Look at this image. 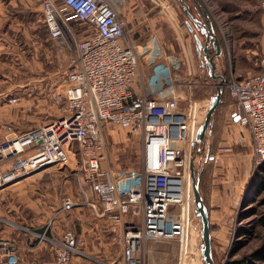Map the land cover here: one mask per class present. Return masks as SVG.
<instances>
[{
	"label": "built area",
	"instance_id": "2783aa9c",
	"mask_svg": "<svg viewBox=\"0 0 264 264\" xmlns=\"http://www.w3.org/2000/svg\"><path fill=\"white\" fill-rule=\"evenodd\" d=\"M121 1L42 0L49 34L57 45L69 49L71 63L48 93L57 108L54 118L20 132L6 125L0 138V191L37 171L65 166L78 194L61 197L43 228L0 218L19 235H0V264H83L79 259H91L82 234L71 227L54 231L62 214L77 207H88L97 218L112 221L123 264H145L148 240H177L187 250L195 210L191 148L202 106L192 96L180 105L179 86L188 87L191 80H180L175 57L154 66V60L164 55L161 43L153 38L150 44L136 43L119 14ZM260 8L264 13V0ZM72 20L86 24L81 38L71 27ZM222 32L227 35L226 25ZM147 63L153 64L148 82L143 66ZM136 78L139 91L133 84ZM224 86L235 104L237 121L250 133L260 165L264 162V58L260 72L243 78L231 72ZM111 127L140 138L138 165L108 163ZM203 147L198 148L201 155ZM22 247L46 248L51 258L29 259Z\"/></svg>",
	"mask_w": 264,
	"mask_h": 264
},
{
	"label": "rangeland",
	"instance_id": "374dc122",
	"mask_svg": "<svg viewBox=\"0 0 264 264\" xmlns=\"http://www.w3.org/2000/svg\"><path fill=\"white\" fill-rule=\"evenodd\" d=\"M199 2L211 18L221 40L224 54L218 60L219 72L224 75H231L233 72L235 76L240 77L260 72L264 58V13L260 8L261 0H199ZM142 5L156 7V11H162L161 7L165 9L169 5L175 12V22L179 21L180 27L177 25V31L180 30V34L171 27L164 32L161 40L159 35L161 26L159 27L158 21L153 33L150 32L151 39L161 44L169 42L170 47L178 53L182 45L179 42L181 35L184 42H190L194 48L196 66L200 69L194 72V77L188 79L191 80V85L179 86L180 93H183L180 105L182 107L186 105L189 96L199 101L202 106L198 122L200 126L217 91V80L208 74V67L205 64L204 70L201 69V63L198 61L201 57L197 55L198 46L196 47L194 33L200 34L201 40L203 34L200 30H190L186 25V19L189 17L179 0H142ZM161 13H156L155 17L162 19V23L166 19ZM32 23L37 24L41 42L37 49L28 46L25 41L26 35H23L25 33L20 32L18 37H21L24 43L19 49L23 48L25 51L21 55H14L18 69L23 71L26 68L24 66L26 61L29 62L33 74L41 73L48 67L56 69V79L61 78L71 63L69 49L57 45V41L51 38L47 26L46 28L43 26L45 21L42 12L33 15ZM225 25L226 36L222 32ZM71 27L79 34V38L83 36L82 32L85 29L83 24L72 20ZM137 34L140 35L141 32L137 31ZM133 38L135 40L137 36L134 35ZM201 59L204 60V57ZM25 94L19 95L23 97ZM49 102L52 103L51 100ZM234 105L231 96L228 94L222 96V101L211 120L210 131L207 130L205 136L203 154L206 161L198 175L202 195L210 212L213 259L215 264H227L249 256L259 264H264L262 256L264 225L260 223L264 215V190L257 192L259 165L254 158L252 145L249 143L240 145L233 137L236 133L239 136L243 135L241 134L243 132L239 133L241 130L238 122L234 120L236 116ZM52 109L54 118L57 115V108ZM107 141L110 155L108 163L118 167L138 165L141 144L138 136L119 127H111L107 132ZM198 148L199 144L192 145L193 157L197 156ZM198 163L197 158L195 168L200 167L201 164ZM49 169L39 178H28L1 190L0 218L43 228L59 206L61 197L78 194L77 183L67 167L53 166ZM193 225L186 251L182 250L177 240H148L144 248L145 264H204L202 221L196 208L193 213ZM67 227L81 233L86 240V251L91 259H85L84 263L123 264L120 248L115 239L107 234L105 227L90 208L77 207L70 213L62 214L54 231L60 232ZM14 230H16L14 227L0 220V234L12 236L16 234ZM102 231L105 235L100 237ZM38 250H26L25 256L29 259L39 257L41 254H38ZM253 255L260 256L258 258Z\"/></svg>",
	"mask_w": 264,
	"mask_h": 264
},
{
	"label": "crops",
	"instance_id": "0c3cea01",
	"mask_svg": "<svg viewBox=\"0 0 264 264\" xmlns=\"http://www.w3.org/2000/svg\"><path fill=\"white\" fill-rule=\"evenodd\" d=\"M185 1L189 4L190 10L193 15L196 17L200 16L201 19H203V12L199 9L195 0ZM197 1L199 2V0ZM117 8L119 10V14L125 20L126 27L129 29L132 37H134V35L137 36V38L135 39L136 43H141V41H143V43L150 44L152 42L151 37H149L151 36L150 32L153 33V31L155 30L154 26H156L155 24H157L158 21L160 24L159 27L161 26L159 28V35L161 40L163 38L164 32L166 30H169V28L171 27L175 29L176 33L180 32L179 29V31H177V25H179V21L177 20V22H175V12L173 8L171 9L168 5L165 7V9L161 7L160 9L162 11H156V7H144V5H142V0H122L121 2H117ZM37 12H42V0H0V138L3 137L6 133L7 124H12L17 132L24 131L31 127L51 120L53 116L52 108L56 109L54 104L49 102L51 99L49 100L48 96V91L51 89L54 83L60 80V78L56 79V69H48L47 67L43 72L33 74L31 71V67L29 66V62L25 61L24 66L26 68L23 71H20L18 69V65H16L17 63L14 60V55H21V53H24L25 51H23V48L22 50L19 49V47H22L24 43V40L21 37H18L20 32L25 33L23 35H26L25 41L28 46H33L37 49V46H39L41 42L39 41L38 29L36 27L37 24L32 23L33 15H35ZM156 13H161L165 17L166 21H163L161 23L162 19H160L159 17H155ZM209 20L210 22L212 21L210 17ZM43 26H45L46 28L45 24ZM137 31L141 32V34L138 35ZM194 34L196 36V33ZM201 34H203L202 40V36L200 34L197 36L201 40V45L204 46V44L206 43V35L204 33ZM179 36V42L182 44L180 52H175L172 47H170L169 42L161 44L164 49V55L162 58L154 60V66L158 62H165L168 64L175 57L177 60H179L180 63V80H188L194 77V72H198L200 68L198 69L196 66L197 59L194 57V48L192 47L191 43L184 42V38H182L181 35ZM196 44L197 47V40ZM215 52L216 49L213 47V44H209V53L213 55ZM223 54L224 51L222 53V56ZM202 56L204 57V60L201 59ZM198 57H201L200 59H198V61L199 63H201V69L204 70V64L206 65V67H208L206 54L202 52L201 56L198 55ZM219 58H221V56L215 58L217 74H221L219 72ZM147 64L148 65L143 64V66L145 68V78L148 82L150 80V74L153 70V64ZM207 69L208 74L210 75L209 67ZM25 74L27 75L24 76ZM249 75L251 74L242 77H240L239 75L237 77L243 78ZM133 84L135 89L139 91L141 87L139 78H136ZM21 93L23 95L25 93L26 94L22 97L19 95ZM42 94L44 96H42ZM12 97H19V99L17 101H11ZM235 117L234 120L238 122ZM237 125L241 130L239 131V133L243 132L241 133L243 135L239 136L236 133L237 135L235 134L233 136L235 138V142L243 146L247 143L252 145L251 136L248 129L242 126L240 122H238ZM208 130L210 131V128ZM205 145L206 143L204 142L202 147ZM203 148L205 149V147ZM200 158L201 162L198 164L201 165L200 167H196V170L198 172L201 171L200 168L206 161L204 158V154H202ZM49 170L50 169H43L37 171L32 175L28 176L27 178L22 179L21 181L32 177L34 179L39 178L40 176H42L43 173L48 172ZM97 220L103 224L107 234L113 236L111 228L112 221L105 218H97ZM104 235L105 232L102 231L100 232L99 236L102 237ZM22 251L24 254L26 253V250L23 247ZM37 252L39 255L41 254V256L36 258H51L48 249H43L40 251L38 250ZM79 261L83 264H87L84 263L83 259H79Z\"/></svg>",
	"mask_w": 264,
	"mask_h": 264
},
{
	"label": "water",
	"instance_id": "95a60500",
	"mask_svg": "<svg viewBox=\"0 0 264 264\" xmlns=\"http://www.w3.org/2000/svg\"><path fill=\"white\" fill-rule=\"evenodd\" d=\"M181 5L183 6V9L185 13L188 15L186 19V25L189 27L190 30H197L201 31L206 35V43L201 45V40L196 35V40L198 43V54L201 55L202 52L206 54L207 58V65L209 67V73L210 75L217 80V91L215 96L212 99V102L209 106L208 111L206 112L205 120L204 122L198 127L195 139L193 141V145L199 144L200 147H202L203 143L205 142V136L207 133V130L209 129L211 125V120L214 116V113L219 106V104L222 101V95L224 91V85H225V76L223 74H217L216 73V62L215 58L219 57L223 53L221 40L218 36V34L215 31L214 25L211 24L209 20L208 13L203 10L202 5L195 0L197 3V6L199 9L203 12L202 17H196L193 15V13L190 10L189 4L185 0H179ZM194 25H193V24ZM209 44H213V47L216 49V52L212 55L209 53ZM236 120L239 119V116L235 117ZM202 153V149L200 148L198 151V154L196 157H193L191 160V191H192V200L194 203V206L196 208V211L198 215L201 218L202 221V233H203V258H204V264H215L213 259V252H212V237H211V228H210V215L208 207L204 201V197L200 190L199 185V177L196 172L195 168V159H199L200 155Z\"/></svg>",
	"mask_w": 264,
	"mask_h": 264
},
{
	"label": "trees",
	"instance_id": "16d2710c",
	"mask_svg": "<svg viewBox=\"0 0 264 264\" xmlns=\"http://www.w3.org/2000/svg\"><path fill=\"white\" fill-rule=\"evenodd\" d=\"M81 23V22H80ZM81 24H83V23H81ZM84 25V24H83ZM85 26V28H86V24L84 25ZM225 78H226V83L230 80V75H228V74H226L225 75ZM224 94H228L229 96H231L230 95V92H229V89L226 87V86H224V91H223V95ZM222 95V96H223ZM257 172H258V176H257V185H258V187H257V192H262L263 190H264V162L263 163H261L259 166H258V169H257ZM201 172L199 171H197V175H199ZM199 185H200V190L202 189V187H201V182H199ZM201 193H202V190H201ZM21 223V222H20ZM260 223L261 224H263L264 225V215L261 217V219H260ZM35 226V225H34ZM15 231V235H12V236H6V235H4V234H2L3 236H6V237H17V238H19V235H18V233H17V230H14ZM77 233H79L78 231H77ZM79 234H81V233H79ZM20 240V243H21V245H22V239H19ZM44 249H46V248H44ZM40 250H43V249H40ZM39 250V251H40ZM253 256H256V255H253ZM259 256L260 255H257L256 257H258L259 258ZM262 256H264V255H262ZM32 259H34V258H32ZM227 264H259L253 257H244V258H241V259H238V260H235V261H231V262H229V263H227Z\"/></svg>",
	"mask_w": 264,
	"mask_h": 264
}]
</instances>
